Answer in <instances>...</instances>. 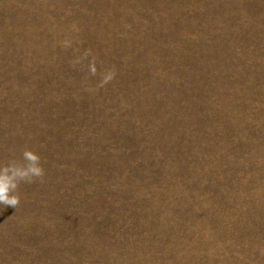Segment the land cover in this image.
Returning <instances> with one entry per match:
<instances>
[{"label": "rangeland", "instance_id": "1", "mask_svg": "<svg viewBox=\"0 0 264 264\" xmlns=\"http://www.w3.org/2000/svg\"><path fill=\"white\" fill-rule=\"evenodd\" d=\"M0 264H264V0H0Z\"/></svg>", "mask_w": 264, "mask_h": 264}, {"label": "clouds", "instance_id": "2", "mask_svg": "<svg viewBox=\"0 0 264 264\" xmlns=\"http://www.w3.org/2000/svg\"><path fill=\"white\" fill-rule=\"evenodd\" d=\"M26 163L16 161L0 164V206L16 208L19 204L17 189L21 181L30 182L34 178L41 177L44 169L40 164V156L30 150L23 153Z\"/></svg>", "mask_w": 264, "mask_h": 264}]
</instances>
